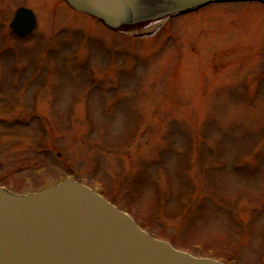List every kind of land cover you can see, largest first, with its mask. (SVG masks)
Segmentation results:
<instances>
[{"label": "rangeland", "instance_id": "obj_1", "mask_svg": "<svg viewBox=\"0 0 264 264\" xmlns=\"http://www.w3.org/2000/svg\"><path fill=\"white\" fill-rule=\"evenodd\" d=\"M155 19L112 31L65 0H0V181L35 189L55 160L177 248L264 264V5Z\"/></svg>", "mask_w": 264, "mask_h": 264}, {"label": "water", "instance_id": "obj_2", "mask_svg": "<svg viewBox=\"0 0 264 264\" xmlns=\"http://www.w3.org/2000/svg\"><path fill=\"white\" fill-rule=\"evenodd\" d=\"M67 1L119 27L212 0ZM34 23L33 12L20 8L11 25L28 32ZM46 190L49 193L42 194ZM0 264L225 263L176 249L143 230L126 211L89 186L64 180L28 193L0 187Z\"/></svg>", "mask_w": 264, "mask_h": 264}, {"label": "bare ground", "instance_id": "obj_3", "mask_svg": "<svg viewBox=\"0 0 264 264\" xmlns=\"http://www.w3.org/2000/svg\"><path fill=\"white\" fill-rule=\"evenodd\" d=\"M67 184H68V183H67ZM67 184H66V186H69V185H70V184H68V185H67ZM59 188H60V186H59ZM59 188H58V189H59ZM63 188H66V187H63ZM67 188H68V187H67ZM58 189H53V190L56 191V190H58ZM52 192H53V191H52ZM45 193H49L48 190L44 191L42 194H45ZM42 194H41V195H42Z\"/></svg>", "mask_w": 264, "mask_h": 264}, {"label": "flooded vegetation", "instance_id": "obj_4", "mask_svg": "<svg viewBox=\"0 0 264 264\" xmlns=\"http://www.w3.org/2000/svg\"><path fill=\"white\" fill-rule=\"evenodd\" d=\"M21 5H24V4H21ZM19 6H20V5H19ZM17 7H18V6H17ZM17 7H16V8H17Z\"/></svg>", "mask_w": 264, "mask_h": 264}]
</instances>
